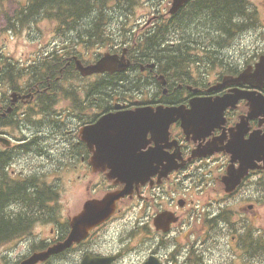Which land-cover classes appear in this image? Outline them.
Segmentation results:
<instances>
[{
	"label": "flooded vegetation",
	"instance_id": "af4514ba",
	"mask_svg": "<svg viewBox=\"0 0 264 264\" xmlns=\"http://www.w3.org/2000/svg\"><path fill=\"white\" fill-rule=\"evenodd\" d=\"M259 6H264V1L260 0ZM226 28L233 38L234 56H220L224 63L215 71L214 83L234 79L264 54V32L237 30L230 25ZM38 45L37 51L26 52V57L23 52L15 60L5 58L0 50V264H19L26 255L67 237L74 216L86 201L100 199L124 186L108 179V168L93 169L90 161L99 150L95 134L88 131L80 138L78 130L95 123L104 113L134 106L109 103L107 99L113 97H106L103 89L87 90L80 85L82 89L74 91L76 69L71 44L50 40L39 41ZM152 70L143 67L140 73L147 75ZM209 85L206 82L197 86V95L252 89L248 84L230 82L208 93ZM260 92L264 95V88ZM162 93L179 97L173 102L183 103L193 96L176 89ZM149 102L162 100L157 96ZM247 111L246 100H239L224 111L223 122L200 139L188 140L180 122L173 123L169 139L162 143L164 155L174 154L175 159L183 160L182 167L167 170L166 174L161 168L153 170L145 183L133 184L131 193L116 203L113 215L92 227L86 237L36 264H81L84 257H112L110 264H145L149 258L160 264H264V252L260 251L264 250L260 212L264 208V169H250L234 190L228 191L223 183L239 149L235 143L232 145L235 134L248 139L252 132L264 130L261 113L252 115L241 130L236 129ZM208 141H216L213 151L206 156L196 155L199 143ZM153 146L147 133L136 152L141 154ZM42 158L54 159L58 171L66 174L72 210L61 225L58 218L48 221V237L42 239L32 227L25 239L21 233L30 218L13 215L24 203L25 176H37L39 180L40 170L34 162ZM75 187L82 191L79 201L73 199Z\"/></svg>",
	"mask_w": 264,
	"mask_h": 264
},
{
	"label": "water",
	"instance_id": "95a60500",
	"mask_svg": "<svg viewBox=\"0 0 264 264\" xmlns=\"http://www.w3.org/2000/svg\"><path fill=\"white\" fill-rule=\"evenodd\" d=\"M116 55L104 54L96 63L80 66L79 69L83 75L91 74L93 72H104V71H116L123 70L127 63L123 60L116 59ZM247 72H245L246 74ZM251 78L256 79L264 83V57L257 64V70L253 73H248ZM246 98L249 101V105L252 108L261 107L260 99L255 98L246 93H235L231 97L224 96L216 99L206 98V99H193L190 101L191 108L186 109L184 106L179 107H163L158 106L156 109L152 107L138 108L136 110H129L124 112H119L116 114H108L102 117L94 127L99 130L113 131L112 135L109 137L113 139L110 145H117L122 147L124 142H135L140 137V131H152L156 133L157 136L166 134L169 124L181 118L185 123V127L191 129L192 127H199L201 129L207 126L209 118L214 114L215 111L221 112L229 101L237 100L239 98ZM212 120V119H211ZM241 125H239L240 127ZM238 127V128H239ZM106 140V139H104ZM123 143V144H122ZM254 145V151L256 155L253 154L252 159L261 158L264 160V135L261 137L254 136L253 139L249 140L247 143L248 150L244 154V157H247L250 153L251 146ZM106 146V145H104ZM107 147V146H106ZM120 158L118 159H109V160H95L94 164L99 165L103 162H107L111 169L110 177L126 180L128 183L134 178H145L147 177L146 173L136 175L138 169H148L149 163L152 158H146L141 160L131 159L130 156H122L121 151H119ZM135 162V164H134ZM118 163V167L115 164ZM247 168L245 165L244 169ZM141 172V171H139ZM125 193L124 190L118 193H110L106 195L101 200L95 202H89L84 205L83 212L76 216L74 221V231L72 236H69L64 242L55 248L65 249L68 247L76 237H81L84 235L87 227L101 221L107 217L114 208L115 201ZM55 249H50L42 255H36L33 261L38 259L46 258L49 253L55 252ZM101 262L100 264H104ZM29 264V263H26Z\"/></svg>",
	"mask_w": 264,
	"mask_h": 264
},
{
	"label": "trees",
	"instance_id": "16d2710c",
	"mask_svg": "<svg viewBox=\"0 0 264 264\" xmlns=\"http://www.w3.org/2000/svg\"><path fill=\"white\" fill-rule=\"evenodd\" d=\"M116 6H121L126 0H114ZM128 1V0H127ZM132 2L134 0H131ZM25 4L19 6V9L15 11L13 15H8L4 13L2 15L7 19L6 27L11 30H15L16 26H23L25 23L35 20L37 18H49L57 22V28L61 29L63 32L65 29L73 33L72 42L73 47L76 48L77 44L80 41H86L83 46L89 48L94 45L95 42L103 41L107 42L108 31L107 21L111 19V14L114 10L113 0H25ZM127 3V2H126ZM125 6V5H124ZM238 7V6H235ZM217 11L214 10V15L209 18L207 12L203 13L201 17L204 19H210V23L214 25H225L227 20L230 22L234 15H239L242 11L239 8L230 7L227 8L225 3H220L215 6ZM214 8H212L213 10ZM98 19L100 22L95 23L96 27L91 28L94 25L84 24V21L88 18H94L95 22ZM96 14V17H94ZM235 16V17H237ZM186 18L187 21H193L195 18L193 15H189ZM89 19V20H90ZM93 20V22H94ZM177 21H174V26L178 27ZM176 31V28H174ZM186 31V28H185ZM174 35L171 29L165 26H156L150 31L138 36L136 40H131L127 38L128 43L137 51L138 54L136 57L142 59V55L145 54L148 57L155 58L160 65L171 66L172 70L177 72L183 69V66L179 60V52L177 49V44L171 45L168 44L170 37ZM175 41L177 39H174ZM143 53V54H142ZM141 61V60H139ZM188 63V62H187ZM169 71V70H168ZM170 72V71H169ZM181 79V78H179ZM187 78H185V81ZM93 84V83H92ZM91 84V88H92ZM95 84V83H94ZM156 84L155 79L150 78H132L128 77L125 74H120L118 77L113 75H105L103 77V88L116 90L119 89V96H122L126 93L131 94V91L137 90L142 91V88ZM34 183V177L26 178L25 185H31ZM45 182H41L44 184ZM28 191H25V204L27 200ZM33 193L30 194L29 200H34ZM54 197L53 192L50 186L42 185L40 188V204L46 203ZM33 205L30 206L29 211L33 214ZM26 207V213H28Z\"/></svg>",
	"mask_w": 264,
	"mask_h": 264
},
{
	"label": "rangeland",
	"instance_id": "374dc122",
	"mask_svg": "<svg viewBox=\"0 0 264 264\" xmlns=\"http://www.w3.org/2000/svg\"><path fill=\"white\" fill-rule=\"evenodd\" d=\"M255 4H259V0H251ZM23 3V0H0V50L4 52V54L10 55L13 59H17L22 56L23 52H28L30 50H34V48L38 45L39 41L47 42L53 39H57L55 37V33L53 32V23H51L47 19H42L38 21L36 24L25 28L21 32H9L4 29L5 26V18L2 17L1 12H12L14 9L18 8ZM258 14L261 16L264 14V7H258ZM149 9V8H148ZM4 10V11H2ZM145 12V6L143 0H137L134 7L128 14V17H116V21L120 20L123 22L120 28H126L133 23H139L141 20L140 14ZM144 19V18H142ZM96 48L93 47L92 50ZM106 50V47L99 48V51ZM27 53L24 57H26ZM24 59V58H23ZM212 73V71H210ZM210 75L208 79H211ZM47 157V156H46ZM32 160V159H30ZM37 160V159H36ZM54 159H46L42 158L40 161H35L34 164L39 167V170H43V172H47V179L50 182L58 181L57 176H62V182L60 186V197H59V212L60 219L65 218L72 210L71 204L68 199V185L66 180V174H63L58 171L57 174L53 172L54 168L57 167L56 163L53 161ZM29 162L26 163V165ZM56 165V166H55ZM15 165L14 167H16ZM59 177V176H58ZM82 195V191L80 192L79 188H74V201H79L78 196ZM260 212L263 213V219L261 224L264 226V208H260ZM249 217H253V215L248 211ZM44 221V220H42ZM36 230V227H35ZM38 230H41V238L42 235L48 233L49 225H45L44 222H41Z\"/></svg>",
	"mask_w": 264,
	"mask_h": 264
},
{
	"label": "bare ground",
	"instance_id": "6f19581e",
	"mask_svg": "<svg viewBox=\"0 0 264 264\" xmlns=\"http://www.w3.org/2000/svg\"><path fill=\"white\" fill-rule=\"evenodd\" d=\"M54 161V160H53ZM17 164V163H16ZM56 166V165H55ZM24 177V176H23ZM75 180V179H74Z\"/></svg>",
	"mask_w": 264,
	"mask_h": 264
}]
</instances>
